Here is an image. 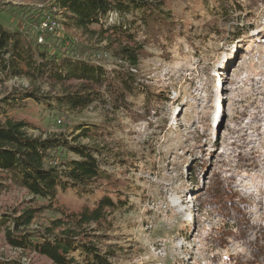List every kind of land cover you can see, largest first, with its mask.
Returning <instances> with one entry per match:
<instances>
[{"label": "rangeland", "instance_id": "rangeland-1", "mask_svg": "<svg viewBox=\"0 0 264 264\" xmlns=\"http://www.w3.org/2000/svg\"><path fill=\"white\" fill-rule=\"evenodd\" d=\"M148 1L171 15L174 37L146 47L131 69L137 87L155 94L150 103L140 94L128 99L127 112L101 102L70 110L59 99L87 84L0 76V99L17 94L7 115L30 124L29 136L77 139L118 162L117 169L106 167L111 177L97 183L99 190L67 186L52 202L11 186L0 193V214L45 208L31 226L37 229L69 221L105 195L119 196L127 207L105 210L99 223H65L57 232L89 235L112 264H264V0ZM53 4L0 0V25L25 31ZM123 22L110 14L105 28ZM247 28L252 31L238 39ZM91 30L75 34L84 48L108 52L100 65L110 72L119 64L113 52L121 41L98 26ZM98 89L106 92L104 85ZM31 90L41 102L19 99ZM79 127L89 128L90 137ZM2 239L1 233L0 259L53 264Z\"/></svg>", "mask_w": 264, "mask_h": 264}, {"label": "trees", "instance_id": "trees-1", "mask_svg": "<svg viewBox=\"0 0 264 264\" xmlns=\"http://www.w3.org/2000/svg\"><path fill=\"white\" fill-rule=\"evenodd\" d=\"M53 7L61 17L64 29L55 35H48L45 44L38 43L36 30L43 14L32 18L31 26L25 31L11 32L0 25V76L6 80L16 77L31 81L47 78L57 84L72 81L87 84L82 91L59 99L70 110L85 109L101 102L119 113L130 110L128 99L132 96L137 100L136 96L143 95L147 104L154 100L155 94L145 92L143 86L137 87L131 69L139 67L146 47L162 43L161 36L166 40L174 38L171 15L161 9V4L148 0H54ZM110 14L119 15L125 23L105 28ZM93 26H98L102 34L121 41L113 52L119 64L110 72L100 65L107 61L108 52L84 48L80 37L75 34L92 33ZM251 31L252 28H247L237 36L238 39ZM102 85L106 94L98 89ZM15 95L0 99V193L13 186L52 202L60 188L71 186L80 192L92 193L99 190L97 183L109 181L111 172L106 167L117 169L118 162L100 149L79 144L77 139L69 140L63 135L47 138L29 136L27 128L31 127L30 124L7 115L9 107L16 103ZM20 95L22 101L32 99L41 102L37 91H25ZM82 129L79 127L78 130ZM82 131L85 137H90L89 128ZM128 205L119 196L105 195L92 208L71 215L69 221L58 219L52 221L49 227L37 229L31 226L45 208L27 207L13 214H0V234L4 243L12 249L44 256L53 264H112L88 241L89 235L57 230L71 221L80 226L99 223L105 210L122 209ZM261 252L264 259V247ZM0 264L24 263L1 258Z\"/></svg>", "mask_w": 264, "mask_h": 264}, {"label": "built area", "instance_id": "built-area-1", "mask_svg": "<svg viewBox=\"0 0 264 264\" xmlns=\"http://www.w3.org/2000/svg\"><path fill=\"white\" fill-rule=\"evenodd\" d=\"M61 17L57 15V10L54 9L50 12H45L38 21V25H36V30L38 31L37 41L39 44H45L46 37L48 35H55L58 32L63 31V22L61 21ZM75 42H78L75 39ZM60 123V121H59Z\"/></svg>", "mask_w": 264, "mask_h": 264}, {"label": "bare ground", "instance_id": "bare-ground-1", "mask_svg": "<svg viewBox=\"0 0 264 264\" xmlns=\"http://www.w3.org/2000/svg\"><path fill=\"white\" fill-rule=\"evenodd\" d=\"M223 115V112H222V114H221V116ZM216 117H217V114H214V122H215V119H216ZM217 128H218V126H217Z\"/></svg>", "mask_w": 264, "mask_h": 264}]
</instances>
